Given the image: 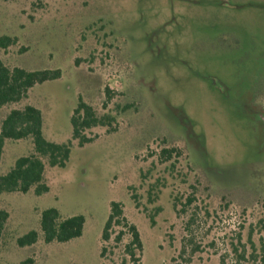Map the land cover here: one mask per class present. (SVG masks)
I'll list each match as a JSON object with an SVG mask.
<instances>
[{
	"label": "rangeland",
	"instance_id": "obj_1",
	"mask_svg": "<svg viewBox=\"0 0 264 264\" xmlns=\"http://www.w3.org/2000/svg\"><path fill=\"white\" fill-rule=\"evenodd\" d=\"M2 35L16 38L0 48L8 65L63 74L0 107V128L11 109L31 103L46 137L68 142L80 95L117 120L88 131L92 142L75 141L66 167L46 164L47 193L0 194V264H260L233 247L264 213V0H0ZM163 145L183 152L173 174L156 155ZM31 152L30 139L6 141L0 175ZM179 170L186 184L174 179ZM158 178L167 186L147 205ZM192 192L196 201L174 211L173 195ZM114 201L126 224L104 240ZM157 206L152 224L144 208ZM50 207L83 214L82 236L46 243L41 234L19 246ZM130 225L143 241L138 260L127 249Z\"/></svg>",
	"mask_w": 264,
	"mask_h": 264
},
{
	"label": "trees",
	"instance_id": "obj_2",
	"mask_svg": "<svg viewBox=\"0 0 264 264\" xmlns=\"http://www.w3.org/2000/svg\"><path fill=\"white\" fill-rule=\"evenodd\" d=\"M15 37L9 35L0 36V48L6 49L16 43ZM62 69L43 68L27 69L21 66H10L0 56V107L18 103L24 100L29 91L46 82L58 80L62 77ZM109 91V89H107ZM134 107V102H128L122 106L118 105L117 112H125ZM120 112V113H121ZM117 120L112 113H100L94 106L87 103L80 95L76 107L70 117L72 135L68 142L59 143L49 140L44 133V116L42 110L37 106L28 103L21 108H13L4 117L0 128V162L6 141H17L30 139L33 143V152L17 158L13 166L4 174L0 175V194L22 193L26 194L34 190L38 196L49 191V186L45 183L46 164L51 167H66L72 152L75 141L80 146L93 141L87 135L88 131L99 126L112 125ZM182 150L176 146L163 145L159 153H156L161 164L166 165L171 174L176 172L177 164L180 163ZM186 163L188 162L185 157ZM189 165V164H187ZM190 168V167H189ZM192 170V169H191ZM179 176V177H177ZM174 179H180L183 184L188 182V173L179 170ZM166 178L156 179L150 184L147 190V205L157 202L162 188H165ZM131 198L137 208L141 207V200L138 193L132 191ZM172 207L174 211L185 210L179 208L181 204L191 205L196 201V193L184 196L183 193L173 195ZM186 198V203L183 199ZM230 203L226 206H230ZM182 206V205H181ZM147 207V206H146ZM184 207V206H182ZM152 224L156 223L155 217L162 210L157 206L153 213L144 208ZM249 209L244 207L242 214H246ZM210 214L209 210H206ZM124 209L120 202H112L111 213L107 219L103 230V239L109 238V230L114 226L125 223ZM86 218L83 214L62 216L56 207H50L42 211L40 216V230H31L17 239L21 247L35 244L42 234L46 243H65L82 236L85 228ZM243 226V225H242ZM131 231V242L127 246L129 254L138 260L136 250L143 249V241L140 232L133 225L129 227ZM247 239L243 242L241 230L238 233L237 243L234 244V252L243 258H250L253 262L264 264V213L256 217V220L248 226ZM3 230V222L0 221V237ZM122 233V232H121ZM124 233H122L123 235ZM120 238V237H119ZM233 244V243H232ZM241 247L243 249L242 252ZM250 251H249V248ZM248 248V249H247ZM249 251V252H248Z\"/></svg>",
	"mask_w": 264,
	"mask_h": 264
},
{
	"label": "flooded vegetation",
	"instance_id": "obj_3",
	"mask_svg": "<svg viewBox=\"0 0 264 264\" xmlns=\"http://www.w3.org/2000/svg\"><path fill=\"white\" fill-rule=\"evenodd\" d=\"M261 108V111H262V113L264 114V108L261 106L260 107ZM263 116V115H262Z\"/></svg>",
	"mask_w": 264,
	"mask_h": 264
}]
</instances>
